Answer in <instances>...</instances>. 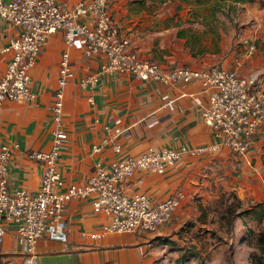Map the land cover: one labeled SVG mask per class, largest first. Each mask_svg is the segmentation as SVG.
Returning a JSON list of instances; mask_svg holds the SVG:
<instances>
[{
	"label": "crops",
	"instance_id": "1",
	"mask_svg": "<svg viewBox=\"0 0 264 264\" xmlns=\"http://www.w3.org/2000/svg\"><path fill=\"white\" fill-rule=\"evenodd\" d=\"M59 1L73 9L89 0ZM168 2L109 0L108 6L114 22L130 39L133 51L140 58L153 60L166 69L180 66L203 69L216 62L214 57L194 55V51L182 44L181 39L187 35L185 29L169 24L172 17L164 12ZM191 2L211 5L205 1ZM254 2L257 15L264 16V4L259 0ZM78 20L93 23L90 12L80 15ZM172 30L178 40L174 46L168 43ZM22 31L21 26L0 17V47L9 45ZM179 31L185 36L179 37ZM244 48H247L246 42ZM64 54L70 56L74 71V76L63 87V120L69 138L63 142L58 164L64 187L88 182L98 164L109 168L114 160L139 155L149 148L193 149L219 143L216 130L203 118V111L210 103V90L199 80L166 84L115 72L103 75L92 87H84L81 80L89 74L100 73L105 56L101 53L85 55L81 47L69 45L65 32L59 30L45 36L42 53L30 69L31 90L36 99L6 100L0 107V149L8 145L13 150L8 169L11 193L21 189L35 193L41 187L44 163L31 158L30 153L50 151L53 147L56 124L52 106ZM244 54L250 55V59L244 61ZM12 56L13 52L0 53V79ZM229 66L227 68L240 74H248L264 68V62H260L257 54L246 50ZM117 128L121 129L120 134L115 133ZM263 139L264 134L249 148L253 155ZM116 145L121 146L120 152ZM229 152L227 147L221 146L219 151L202 155L185 153L162 174L138 170L123 183L128 194L145 193L153 202L162 201L177 190L185 193L177 218L155 231L112 232L91 238V234L102 231L111 217L95 212L89 198L69 200L65 214L67 239L42 237L36 246L38 263L177 264L184 249L180 237L183 229L187 232L185 224L206 211L207 203L217 202L227 190L228 185L217 166L222 162L221 157L228 156ZM253 190L257 192L253 194L257 200L264 198L262 175L257 177ZM237 195L242 200L248 196L240 192ZM3 225L6 235L0 241V264H23L24 254L17 241L18 222L3 221Z\"/></svg>",
	"mask_w": 264,
	"mask_h": 264
},
{
	"label": "built area",
	"instance_id": "2",
	"mask_svg": "<svg viewBox=\"0 0 264 264\" xmlns=\"http://www.w3.org/2000/svg\"><path fill=\"white\" fill-rule=\"evenodd\" d=\"M108 5L109 0H89L69 9L59 0H0V17L23 29L9 45L0 47V53L13 52L6 73L0 79V107L6 100L36 99L31 90L30 69L42 53L45 36L63 30L66 42L81 47L85 55L101 53L105 56L101 72L81 80L84 87H92L103 75L115 72H127L166 84L199 80L210 90V103L203 111V118L216 130L220 140L216 145L193 149L149 148L139 155L114 160L109 168L98 164L88 182L64 187L58 164L63 142L69 138L63 120V87L74 76L70 56L64 54L52 106L56 124L53 147L50 151L30 153L31 158L44 163L42 183L37 192L25 189L10 192L8 169L13 150L8 145L0 149V241L6 235L3 221H17V241L25 258L23 264H39L36 246L42 237L67 239L66 206L73 198H89L95 212L111 217L102 231L91 234V238L112 232L146 233L172 223L185 198L182 190L153 202L145 193L128 194L123 183L138 170L162 174L185 153L202 155L225 146L233 153L242 154L264 134V70L240 74L220 65L203 69L163 68L133 51L130 39L121 33ZM88 12L92 14L93 23L80 22L78 17ZM121 132L115 129L116 134ZM120 149L121 146L116 145L117 152Z\"/></svg>",
	"mask_w": 264,
	"mask_h": 264
},
{
	"label": "rangeland",
	"instance_id": "3",
	"mask_svg": "<svg viewBox=\"0 0 264 264\" xmlns=\"http://www.w3.org/2000/svg\"><path fill=\"white\" fill-rule=\"evenodd\" d=\"M191 1L169 0L164 12L171 15V26L185 29L187 37L181 39L184 40L182 44L191 52L194 51V55L217 59L208 67H230L229 64L233 65L246 50L257 54L260 62H264V16L260 17L255 12V2L238 4L236 11L227 12V8L215 10L213 1L210 6L196 5ZM259 1L264 4V0ZM170 35L168 43L174 46L178 42L175 31L172 30ZM245 42L247 48H244ZM244 55V61L250 59V55ZM257 153L253 155L249 149L242 154L230 151L228 156L221 157L222 162L217 166L218 173L228 185L225 192L248 194L243 208L264 201V198L257 200L253 196L257 193L253 190L257 177L262 175L264 181V139ZM250 193L252 196H249ZM220 218L218 201H211L207 203L206 211L185 224L187 232L183 229L180 237L184 248L181 253L183 263L264 264V251L259 241V232L264 229V218L259 222L251 215L237 216L233 229L227 228Z\"/></svg>",
	"mask_w": 264,
	"mask_h": 264
},
{
	"label": "trees",
	"instance_id": "4",
	"mask_svg": "<svg viewBox=\"0 0 264 264\" xmlns=\"http://www.w3.org/2000/svg\"><path fill=\"white\" fill-rule=\"evenodd\" d=\"M213 1V8L217 11L221 10V8H227V12L236 11V6L238 4L254 2L255 0H210L211 4ZM199 2H202L200 0ZM179 37H184L185 34L183 31H179ZM244 200H242L237 193L224 192L221 194L218 200V207L221 211V222L227 226V228H234V221L237 216H241L244 214L251 215L258 219L259 222L264 218V201H259L256 203H252L248 208H243ZM259 241L261 243V247L264 251V229H261L259 232ZM183 255H181L177 259V264L183 263Z\"/></svg>",
	"mask_w": 264,
	"mask_h": 264
}]
</instances>
